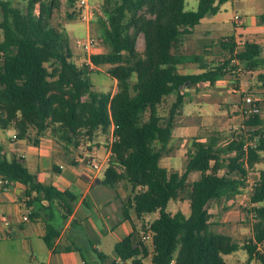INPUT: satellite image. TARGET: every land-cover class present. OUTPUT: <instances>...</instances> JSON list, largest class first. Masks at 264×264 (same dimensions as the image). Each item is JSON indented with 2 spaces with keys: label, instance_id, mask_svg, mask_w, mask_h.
I'll list each match as a JSON object with an SVG mask.
<instances>
[{
  "label": "trees",
  "instance_id": "1",
  "mask_svg": "<svg viewBox=\"0 0 264 264\" xmlns=\"http://www.w3.org/2000/svg\"><path fill=\"white\" fill-rule=\"evenodd\" d=\"M228 1L233 0H198L196 9L188 10L185 0H102L107 15L102 40L109 50L90 54L91 68L87 60L81 66L74 63L68 31L52 22L60 0H26L22 8L0 0V129H14L16 138L34 144L49 130L65 148L78 146L80 137L92 141L98 132L108 134L112 129V161L101 183L114 190L122 186L126 197L121 199L120 216L132 225L131 233L114 246L119 261L228 264L224 255L241 249L248 264H264V168L256 172L250 197V238L240 244L214 232L209 212L211 202H228L242 194L248 173L264 162L261 99H252L249 107L236 111L243 120L238 128L227 130L229 134L212 132L203 141L190 138L182 173L160 165L184 101L182 87L214 85L241 69L257 72L256 85L264 94V54L259 43L246 38L237 45L230 33L210 43L200 39L198 52L184 50L194 28ZM256 20L264 25V13ZM139 35L141 50L136 46ZM189 65L199 72H183ZM101 66H108L107 73L116 82L113 92L95 90L90 80ZM171 94L174 101L166 113H160ZM249 94L240 93L239 101ZM249 142L255 147L244 149ZM193 171L200 177L188 182ZM0 180L9 182L2 189L15 182L25 186L27 208L40 200L51 204L63 197L75 199L69 192L42 185L22 161L7 159L1 148ZM185 190L190 215L168 213V202L184 200ZM116 197L120 199L118 193ZM153 212L157 217L146 222V215Z\"/></svg>",
  "mask_w": 264,
  "mask_h": 264
},
{
  "label": "crops",
  "instance_id": "2",
  "mask_svg": "<svg viewBox=\"0 0 264 264\" xmlns=\"http://www.w3.org/2000/svg\"><path fill=\"white\" fill-rule=\"evenodd\" d=\"M219 12L202 22L207 20L212 24L226 23V18L220 16ZM258 14L242 16L240 34L259 43L264 49L262 39L264 25L257 23ZM84 26L88 28L87 23ZM66 29L69 34V28ZM230 33L238 35L237 32L228 34ZM94 49L96 46L92 48V54L99 53ZM195 72L199 70L196 69ZM249 74L251 79L247 83L238 78L231 81L232 77L225 75L214 85L201 83L181 88L184 101L176 114L170 142L163 150L161 166L168 171L182 173L184 166L173 169L170 163L174 156H184L187 147L182 148L188 137L189 139L197 137L203 141L207 133L226 130L221 125L197 127L193 124H184L176 120L178 115L180 117L188 116L191 112H204L211 106L212 109H225L226 115L234 114L237 117L239 114L235 113L240 111L243 104V101H239V94L249 92L248 96L252 99L263 101L260 115L264 117V94H261L263 91L253 81L256 72ZM113 82L115 89L114 79ZM230 83L235 87H231ZM1 131L6 133L7 137V141L0 144L7 159L15 158L22 161L42 185L54 187L61 192H69L75 199L63 197L62 200H56L51 204L47 200H40L27 208L26 188L23 184L15 182L7 189L0 187V264H122L116 254L105 253L99 247L100 236H109L115 245L132 231L130 221L118 217L121 199L126 197L122 186L114 190L101 183L106 166L112 161L110 152L112 129L104 135L109 138L106 145L99 144L101 140H97L96 136L92 141H84L86 145L81 143L82 145L67 148L46 133L39 137L38 144H34L30 139L16 138L14 129H0ZM32 136L33 134L29 137ZM87 160L91 164L87 163ZM164 160L167 162L163 163ZM92 163L99 164V169H95ZM117 193L120 199L116 197ZM34 196L35 194L32 195ZM31 211L35 212V216H30ZM25 215L28 216L26 221L23 220ZM86 232L92 235L88 236ZM98 234L100 236L96 237Z\"/></svg>",
  "mask_w": 264,
  "mask_h": 264
},
{
  "label": "rangeland",
  "instance_id": "3",
  "mask_svg": "<svg viewBox=\"0 0 264 264\" xmlns=\"http://www.w3.org/2000/svg\"><path fill=\"white\" fill-rule=\"evenodd\" d=\"M12 5L18 6L20 8L24 7L26 0H7ZM80 0H73V2H69L68 0H60V7L57 9L52 17V22L54 24H60L59 26L63 28H69V36H70V45L73 51V61L77 66H81L85 64L87 60V55L84 51L81 50L79 47V40L85 38L86 36H91L95 40L94 47L96 49L94 51H98L99 53L107 52L109 48L102 40L103 32L105 25L107 23V15L101 9L102 0H87L88 9L84 13H86V18H83V13H78L77 3ZM117 0H112V3ZM198 0H186L185 8L188 10H194L197 7ZM223 8L221 7V11L219 12L220 16L226 18V23L222 24H212L205 20L199 26L194 28L193 34L189 37L186 41L184 47L185 51L190 52H198L197 44L200 39H204L205 42L210 43L213 39H217L220 36L227 35L229 32H237L239 37L243 40L246 39L241 33L242 29L240 27H235L234 30V23L233 15L238 14L240 16H245L244 14L250 13H264V0H233L228 1L222 4ZM68 13H75V18L68 19L66 16ZM209 18L206 16L204 19ZM0 19H1V11H0ZM203 19V20H204ZM87 23L88 28L84 25ZM74 28V29H73ZM67 31V29H66ZM264 36V35H263ZM2 38V32L0 30V40ZM264 40V38L262 37ZM136 46L139 50L143 48V37L139 35L137 38ZM93 47V48H94ZM264 54V49L262 51ZM211 58V57H210ZM108 66H101L97 71H93L90 74V80L94 85L95 90L97 91H111L113 92L114 89V82L113 79L107 73ZM187 73H196V69L194 65H189L185 69ZM257 74V72H256ZM255 74V75H256ZM226 76L232 77L231 81H236V78L242 79L244 82L250 81V74L245 72L241 69H238L233 75L227 73ZM256 82V76L254 80ZM232 85V86H231ZM231 87H235L234 84L230 83ZM175 95L172 94L168 97L167 103L164 104L160 108V113H166L168 107L174 101ZM206 104H203V106ZM245 108V107H244ZM226 110H218L212 109L211 106L204 112H191L188 116H177L176 120H180L184 124H193L197 127L207 126V125H221L223 129L226 128L224 134H229V127L233 125L234 127H239L243 116L238 115L237 117L231 114L226 115ZM184 117H187L184 118ZM233 123V124H232ZM232 128V126H231ZM228 130V131H227ZM6 133L0 132V144L2 142L7 141ZM48 136L57 139V135L53 136L51 131H46ZM209 134V133H207ZM105 134L98 132L96 134L97 140H101L99 144H105L108 141ZM95 136V137H96ZM33 137V136H32ZM99 137V138H98ZM2 139V140H1ZM84 141H87L85 137L79 138V145H86ZM173 140H171L172 144ZM227 139H224L222 143H226ZM189 143V137L187 142L185 143L182 149H186ZM106 145V144H105ZM170 146V145H169ZM184 156H174L170 165L173 166V169L182 168L184 166ZM166 163L167 160H164L163 163ZM162 163V164H163ZM264 168V162L257 164L255 167V172L250 171L248 173V188H246L242 194L238 195L235 199L231 201H225L223 199L218 201H213L209 204V212L212 213V225L211 229L216 233H222L230 236L236 242L242 244L245 240L252 236L251 226H252V217L250 214V209L252 208L253 204L250 202V197L252 190L251 187L254 185V182L257 180L256 172L260 171V169ZM200 172L193 171L190 173L188 177V182H191L195 179L200 177ZM256 175V176H255ZM184 200H171L168 202L166 211L168 213L174 214L177 211H181L185 216L190 215V207L189 201L187 200V190L183 192L182 195ZM157 212L150 213L146 215V222L153 221L157 217ZM93 216V215H92ZM118 217L121 218L120 213H118ZM75 227V226H73ZM87 233V232H86ZM91 236L92 234H88ZM98 234L96 237H99ZM100 243L99 247L105 253L115 254L114 250V242L110 239L109 236H100ZM94 240V238L92 239ZM116 244V243H115ZM224 259L228 264H248L247 263V254L244 250H238L231 254L224 255ZM122 264H130L129 261H122ZM249 264H258L255 261H251Z\"/></svg>",
  "mask_w": 264,
  "mask_h": 264
},
{
  "label": "built area",
  "instance_id": "4",
  "mask_svg": "<svg viewBox=\"0 0 264 264\" xmlns=\"http://www.w3.org/2000/svg\"><path fill=\"white\" fill-rule=\"evenodd\" d=\"M77 9L78 10H81V12H83V18L85 19L86 18V13H84L87 9V1L86 0H80L78 3H77ZM233 22L235 24V27H240V25L242 24L243 22V17L238 15V14H234L233 15ZM239 35V34H238ZM235 41H236V44L237 45H241L243 44L244 40L239 37V36H235ZM94 44H95V40L91 37V36H86L85 38L79 40V47L82 49V51H84L88 57V60L86 63H89L90 67L92 68V64H90L89 62V55L92 54L91 51H92V48L94 47ZM252 102V98L250 96H247L245 97V100L242 104V108H247L250 106ZM247 147H255V144L253 142H249L247 144L244 145V149H246ZM87 163H90L91 162L89 160H87ZM92 166L95 168V169H99V164L97 163H92ZM256 176V175H255ZM257 179H258V174H257ZM249 182V179L247 181V183ZM9 184V182L7 180H0V187H5V185ZM254 186H255V182H254V185L251 187L250 190H253L254 189ZM248 188V186H247ZM3 189H6V188H3ZM28 219V216L25 215L23 216V220H27ZM143 239L145 240H148L149 237L148 236H144Z\"/></svg>",
  "mask_w": 264,
  "mask_h": 264
}]
</instances>
